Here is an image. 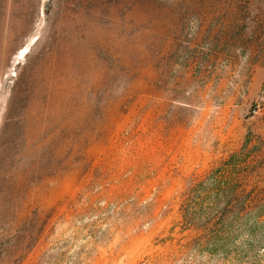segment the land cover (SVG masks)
<instances>
[{
    "label": "rangeland",
    "instance_id": "1",
    "mask_svg": "<svg viewBox=\"0 0 264 264\" xmlns=\"http://www.w3.org/2000/svg\"><path fill=\"white\" fill-rule=\"evenodd\" d=\"M240 189L264 0H0V264H264Z\"/></svg>",
    "mask_w": 264,
    "mask_h": 264
},
{
    "label": "trees",
    "instance_id": "2",
    "mask_svg": "<svg viewBox=\"0 0 264 264\" xmlns=\"http://www.w3.org/2000/svg\"><path fill=\"white\" fill-rule=\"evenodd\" d=\"M241 185H244L243 182L240 183ZM234 201L237 202L238 204H241V209L245 212L249 210H253L254 208L257 207V204H259L261 201H264V196H261L259 194H254V192H247L245 189H240L235 192L234 194ZM183 212H184V217L186 220L185 213L187 212V205L186 203L183 204Z\"/></svg>",
    "mask_w": 264,
    "mask_h": 264
},
{
    "label": "built area",
    "instance_id": "3",
    "mask_svg": "<svg viewBox=\"0 0 264 264\" xmlns=\"http://www.w3.org/2000/svg\"><path fill=\"white\" fill-rule=\"evenodd\" d=\"M256 106L258 107L259 105L257 104Z\"/></svg>",
    "mask_w": 264,
    "mask_h": 264
}]
</instances>
